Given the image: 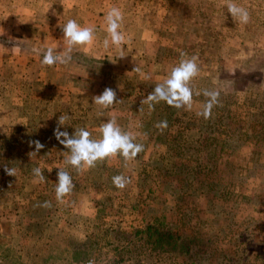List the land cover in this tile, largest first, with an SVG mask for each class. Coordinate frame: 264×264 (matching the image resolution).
I'll return each instance as SVG.
<instances>
[{
    "label": "rangeland",
    "instance_id": "obj_1",
    "mask_svg": "<svg viewBox=\"0 0 264 264\" xmlns=\"http://www.w3.org/2000/svg\"><path fill=\"white\" fill-rule=\"evenodd\" d=\"M72 1L70 19L96 30L93 45L72 52L86 68L69 76V86L84 91L45 88L31 77V62L25 81L13 78L22 71L17 59L31 55L17 37L0 36V189L30 185L27 175L37 167L44 176L58 168L70 173V204L90 210L76 212L86 219L84 240L69 263L93 256L99 264H264V0H233L249 12L247 24L231 16L228 0ZM112 7L124 16L123 47L139 44L142 51L124 49V57L115 46L100 51ZM58 42L67 45L64 36ZM181 52L196 56L200 69L190 82L191 109L163 101L149 107L143 101L179 64ZM128 64L139 69L130 74L135 83L126 82ZM105 88L121 100L107 109L93 103ZM204 90L220 92L209 119L198 115L208 100ZM125 108L134 118L142 111L141 131V121L121 114ZM60 116L67 117L61 131L85 128L92 139H101L100 124L114 118L143 151L77 172L50 158L64 151L54 135ZM164 120L168 127L158 129ZM37 140L44 147L30 155ZM6 168L16 169L15 176ZM121 174L131 179L124 189L112 181Z\"/></svg>",
    "mask_w": 264,
    "mask_h": 264
},
{
    "label": "crops",
    "instance_id": "obj_2",
    "mask_svg": "<svg viewBox=\"0 0 264 264\" xmlns=\"http://www.w3.org/2000/svg\"><path fill=\"white\" fill-rule=\"evenodd\" d=\"M72 4V0H0V36L17 37L15 42L23 44L26 47L25 52L31 55V58L23 55L17 59L22 71L14 74L13 78L25 81L27 75L23 74L24 68L26 69L25 66L31 62L29 65L31 77L43 83L45 88H53L56 85L62 86L67 93L84 91L82 88L75 89L69 86L70 75L84 74V71L77 70V68H86L82 62L71 60L66 65L57 64L51 67L41 63L44 50L48 47L54 48L57 54H62L66 50L67 45L61 49L58 41L64 36L62 27L70 19ZM79 24L81 25V22ZM12 25L15 26L14 29ZM140 47L139 44L128 45L123 47V50L138 52L142 51ZM100 51L105 52L106 49L102 46ZM110 52L113 51L110 49ZM38 66L43 67V71L45 69L43 79ZM125 66V69H129H127L129 79H126V82H137L138 79L130 75L135 72V67L129 64ZM70 69L73 70L71 73H69ZM33 70L35 75L32 73ZM89 79L94 81L92 76ZM50 93L52 95V92ZM126 109L121 114L131 116L132 110ZM142 115L141 111L136 118L131 116L138 122L141 121L139 131L143 129L145 123ZM31 116L32 113L28 115L29 125L32 122ZM34 124L36 122L32 123ZM63 148L62 156L55 154L50 155V158H55L54 160L63 164L68 154V149L64 146ZM57 173L56 170L46 172L44 182H39L31 173L27 175L34 179L30 185L24 182L17 188L7 190L5 188L3 191L0 189V210L5 209L0 214V264H68L74 258V245L84 240L82 224L86 220L76 212H86L90 209L86 207L80 211L77 205L70 204L68 199L71 194L60 201L57 200L55 191L58 182ZM45 202L50 206H45ZM95 211L94 205L92 212ZM6 216H8L7 220Z\"/></svg>",
    "mask_w": 264,
    "mask_h": 264
},
{
    "label": "clouds",
    "instance_id": "obj_3",
    "mask_svg": "<svg viewBox=\"0 0 264 264\" xmlns=\"http://www.w3.org/2000/svg\"><path fill=\"white\" fill-rule=\"evenodd\" d=\"M227 7L228 12L233 18H238L242 24L249 22L250 14L245 8L238 6L233 0H228ZM123 19V13L117 7H112L106 13L107 36L102 42L105 49H108L110 46L118 48L121 53L119 57H124L123 46L126 40L125 35L120 31ZM62 29L67 42L66 50L62 54H57L54 48L48 47L44 50L41 61L43 65L49 67L57 64L66 65L72 60L74 48L77 46H91L96 40V30L94 27L81 26L74 19H69ZM180 55L179 64L172 67L167 79L163 83L156 84L154 91L143 101L148 102L149 107L163 101L177 109L184 107L191 109L194 92L190 86V82L198 76L200 69L196 56L187 58V54L184 52H181ZM134 71H139V69L135 68ZM145 78L149 77L146 76ZM203 95L208 97V100L198 115L203 116L204 119H209L212 116L213 108L220 105V92L217 90H204ZM120 101L117 100L116 91L111 88H105L102 94L93 97V103L104 109L110 108ZM66 119L67 117L65 116L59 117V123L57 128L54 129V135L59 143L68 149L64 163L76 169L77 172H81L85 168H93L98 161L102 162L106 158L117 155L122 156L127 162L135 159L143 151V145L135 143V137L131 133L122 131L114 118L100 124L101 139H92L91 132L85 128L75 129V132L72 134H69L67 131H61L60 127L65 125ZM156 127L163 130L168 127V123L164 120L159 122ZM30 143L35 145V151L30 155L37 154L44 147L38 140ZM58 169V182L55 191L56 198L60 201L65 196L71 194L75 185L68 171L61 168ZM5 171L10 176H15L16 174V169L14 168H6ZM33 174L38 178L39 182H44L46 179L39 167L33 169ZM112 181L114 187L118 189H124L131 183V179L122 174L114 176ZM45 206H50V204L45 202ZM89 264H92V262L90 261Z\"/></svg>",
    "mask_w": 264,
    "mask_h": 264
},
{
    "label": "built area",
    "instance_id": "obj_4",
    "mask_svg": "<svg viewBox=\"0 0 264 264\" xmlns=\"http://www.w3.org/2000/svg\"><path fill=\"white\" fill-rule=\"evenodd\" d=\"M90 261L92 262V264H99L97 260L95 259V257L93 256H90L89 258H86L83 260L73 261V262H70L69 264H89ZM119 264H128V263L121 262Z\"/></svg>",
    "mask_w": 264,
    "mask_h": 264
},
{
    "label": "trees",
    "instance_id": "obj_5",
    "mask_svg": "<svg viewBox=\"0 0 264 264\" xmlns=\"http://www.w3.org/2000/svg\"><path fill=\"white\" fill-rule=\"evenodd\" d=\"M159 239H161V236H160V238ZM83 260V259H82Z\"/></svg>",
    "mask_w": 264,
    "mask_h": 264
}]
</instances>
